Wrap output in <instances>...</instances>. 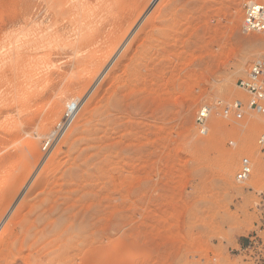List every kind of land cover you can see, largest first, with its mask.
<instances>
[{"label": "rangeland", "instance_id": "1", "mask_svg": "<svg viewBox=\"0 0 264 264\" xmlns=\"http://www.w3.org/2000/svg\"><path fill=\"white\" fill-rule=\"evenodd\" d=\"M80 1L0 0V264H264L256 0Z\"/></svg>", "mask_w": 264, "mask_h": 264}, {"label": "built area", "instance_id": "2", "mask_svg": "<svg viewBox=\"0 0 264 264\" xmlns=\"http://www.w3.org/2000/svg\"><path fill=\"white\" fill-rule=\"evenodd\" d=\"M242 29L246 34H258L264 36V2L250 1L244 6ZM239 87L250 94L251 99L246 108L257 112L264 118V56L254 61L245 79H243ZM73 114L72 109H70ZM67 112L64 119L57 125V131L53 137L61 130H64L70 122L72 115ZM233 114L237 119H241L244 113V105L242 102H233L224 110L225 116ZM211 115V109L208 106L202 107L196 116V125L201 134H207L209 131L208 120ZM52 138L45 142L44 150L46 151L51 145ZM260 145H264V135L259 140ZM252 175V166L249 160H244L241 169L237 174V181L244 183L249 180Z\"/></svg>", "mask_w": 264, "mask_h": 264}, {"label": "bare ground", "instance_id": "3", "mask_svg": "<svg viewBox=\"0 0 264 264\" xmlns=\"http://www.w3.org/2000/svg\"><path fill=\"white\" fill-rule=\"evenodd\" d=\"M79 1H80V0H79ZM84 1H85V0H84ZM84 1L81 0L80 2L83 3ZM108 1H109V0H108ZM85 2H86V1H85ZM85 2H84V3H85ZM89 2H90V1H89ZM98 2H99V0H98ZM101 2H103V1H101ZM105 2H106V1H105ZM109 2H110V1H109ZM109 2H107V3L109 4ZM100 5H101V4H100ZM102 5H104V4H102ZM106 5H107V4H106ZM83 25H84V24H83ZM76 30H78V28H77ZM71 32H72V31H71ZM71 32H70V33H71ZM51 34H53V33H51ZM51 34H50V35H51ZM70 36H71V34H70ZM70 36H69V37H70ZM48 37H49V36H47V38H48ZM50 37H52V36H50ZM8 38H9V37H8ZM54 38H55V37H54ZM93 38H94V37H93ZM96 38H98V37H96ZM65 39H66V38H65ZM73 39H75V38H73ZM90 39H91V38H89L88 40H90ZM9 40H10V39H9ZM44 40H45V39H44ZM44 40H43V41H44ZM49 40H51V39H49ZM49 40H48V41H49ZM66 40H67V39H66ZM88 40H86V41H88ZM92 40H93V39H92ZM92 40H90V43H89V41H88V43H87L86 41H80V42H81V45H84L82 42L87 43V44H85V46H83L84 49L87 50V49L90 47ZM94 40H95L94 43H96V42L98 41V40L96 41L95 38H94ZM11 41H12V39H11ZM33 41H34V40H33ZM43 41H42V42H43ZM45 41H46V40H45ZM45 41H44V42H45ZM48 41H47V42H48ZM75 41H76V40H75ZM50 42H51V41H50ZM53 42H54V41H53ZM63 42L65 43V41H63ZM78 42H79V41H78ZM1 43H2V40H1ZM1 43H0V44H1ZM31 43H32V42H31ZM76 43H77V42H76ZM94 43H92V44H94ZM5 44H6V42H5ZM14 44H15V43H14ZM47 44H49V43H47ZM50 44H53V43L51 42ZM50 44H49V45H50ZM73 44H74V43H73ZM79 44H80V43H79ZM79 44H78V47L80 46ZM88 44H89V47H88ZM9 45H10V44H9ZM9 45H8V46H9ZM11 45H12V44H11ZM41 45H42V44H41ZM44 45H45V44H44ZM75 45H76V44H74V46H75ZM5 46H7V44H6ZM8 46H7V47H8ZM29 46H30V45H29ZM50 46H52V45H50ZM76 46H77V45H76ZM86 46H87V48H86ZM91 46H92V45H91ZM0 47H1V46H0ZM14 47H15V46H14ZM18 47H19V46H18ZM46 47H47V45H46ZM83 47H82V48H83ZM24 48H25V47H24ZM24 48H23V49H24ZM39 48H40V47H39ZM42 48H45V46L43 47V45H42ZM42 48H41V49H42ZM82 48H81V49H82ZM33 49H34V48H33ZM33 49H32V50H33ZM79 49H80V48H79ZM89 49H90V48H89ZM89 49H88V50H89ZM34 50H35V49H34ZM8 51H9V50H8ZM21 51H22V50H21ZM21 51H20V52H21ZM25 51H26V50H25ZM36 51H37V50H36ZM77 52H78V51H76V53H77ZM73 53H74V52H73ZM79 53H80V52H79ZM79 53H78V54H79ZM4 54H5V53H4ZM11 54H12V53H11ZM18 54H19V53H18ZM18 54H17V55H18ZM78 54H77V56H79ZM5 55H6V54H5ZM5 55H4V56H5ZM1 56H2V55H1ZM8 56H9V54H8ZM14 56H15V55H14ZM22 56H23V55H22ZM45 56H46V55H45ZM45 56H44V57H45ZM77 56H76L77 59L80 58V57H77ZM12 57H13V56H12ZM8 58H9V57H8ZM33 58H34V57H33ZM68 58H69V57H68ZM120 58H121V57H120ZM13 59H14V57H13ZM40 59H41V58H40ZM40 59H39V60H40ZM0 60H1V59H0ZM11 60H12V59H11ZM32 60H33V59H32ZM35 60H36V59H35ZM79 60H81V59H79ZM5 61H6V60H5ZM7 61H9V60H7ZM33 61H34V60H33ZM36 61H37V60H36ZM40 61H41V60H40ZM75 61H76V60H75V58H74V62H75ZM108 61H109V60H108ZM108 61H107V62H108ZM113 61H114V60H113ZM3 62H4V61H3ZM76 62H77V61H76ZM78 62H79V61H78ZM1 63H2V62H1ZM26 63H28V61H27ZM30 63H31V62H30ZM94 63H96V62H94ZM108 63H109V62H108ZM92 64H93V63H92ZM48 65H49V64H48ZM78 65H79V64H78ZM82 65H83V64H82ZM82 65H81V66H82ZM84 65H85V64H84ZM87 65H89V64H87ZM0 66H1V64H0ZM28 66H29V64H28ZM89 66H90V65H89ZM51 67H52V66H51ZM55 67H56V66H55ZM61 67H62V66H61ZM70 67H71V66H70ZM70 67L68 66L69 70H70ZM73 67H74V66H73ZM73 67H71V68H73ZM59 68H60V67H59ZM74 68H75V67H74ZM40 70H41V69H40ZM1 71H2V70H1ZM36 72H37V71H36ZM43 72H44V70H43ZM45 72H46V71H45ZM67 72H68V71H67ZM46 73H47V72H46ZM72 73H73V72H72ZM22 74H25V73H22ZM40 74H41V73H40ZM88 74H89V73H88ZM31 75H32V74H31ZM5 76H6V75H5ZM33 76H34V75H33ZM40 76H41V75H40ZM42 76H43V75H42ZM62 76H63V75H62ZM15 77H16V76H15ZM20 77H21V76H20ZM23 77H24V75H23ZM59 77H60V76H59ZM71 77H72V75H71ZM25 78H26V77H25ZM46 78H47V77H46ZM61 78H63V77H61ZM75 78H76V77H75ZM77 78H78V77H77ZM0 79H3V78H0ZM16 79H17V78H16ZM19 79H20V78H19ZM30 79H32V78H30ZM14 80H15V79H14ZM71 80H72V79H71ZM75 80H76V79H75ZM3 81H4V80H3ZM5 81H6V80H5ZM8 81H9V80H8ZM30 81H31V80H30ZM37 81H38V80H37ZM42 81H43V80H42ZM34 82H35V81H34ZM38 82H39V81H38ZM76 82H78V81H76ZM1 83H2V82H1ZM17 83H18V82H17ZM35 83H36V82H35ZM62 83H63V82H62ZM29 84H30V83H29ZM39 84H40V83H39ZM30 85H31V84H30ZM61 85H62V84H61ZM1 87H2V86H1ZM22 87H23V86H22ZM25 87H26V86H25ZM88 87H89V86H88ZM7 88H8V87H7ZM31 88H32V87H31ZM34 88H35V87H34ZM34 88H33V89H34ZM16 89H17V88H16ZM24 89H25V88H24ZM83 89H84V88H83ZM7 90H8V89H7ZM31 90H32V89H31ZM94 90H95V89H94ZM97 90H98V89H97ZM41 91H42V89H41ZM9 92H10V91H9ZM29 92H30V91H29ZM61 92H62V91H61ZM74 92H75V91H74ZM95 92H96V91H95ZM0 93H1V92H0ZM10 93H11V92H10ZM10 93H9V94H10ZM20 93H21V92H20ZM66 93H67V92H66ZM66 93H64V94H66ZM83 93H84V92H83ZM2 94H3V93H2ZM33 94H34V93H33ZM21 95H22V94H21ZM25 95H26V94H25ZM59 95H60V94H59ZM10 96H11V95H10ZM56 96H57V95H56ZM60 96H62V95H60ZM63 96H64V95H63ZM63 96H62V97H63ZM65 96H66V95H65ZM38 97H39V96H38ZM79 97H80V96H79ZM2 98H3V97H2ZM6 99H7V98H6ZM12 99H13V98H12ZM25 99H26V97H25ZM3 100H4V99H3ZM23 100H24V99H23ZM25 101H26V100H25ZM2 102H3V101H2ZM12 102H13V101H12ZM15 105H16V104H15ZM2 106H3V105H2ZM5 108H6V107H5ZM149 109H151V108H149ZM20 112H21V111H20ZM23 114H24V113H23ZM20 115H21V114H20ZM41 115H42V114H41ZM5 118L7 119V117H5ZM28 120H29V119H28ZM11 122H12V121H11ZM13 122H14V121H13ZM18 123H19V122H18ZM17 126H18V124H17ZM20 126H21V125H20ZM24 127H25V126H24ZM26 127H27V126H26ZM9 130H10V129H9ZM16 130H17V129H16ZM21 130H22V129H21ZM13 131H14V130H13ZM107 162H108V161H107ZM109 162H110V161H109ZM230 168H231V167H230ZM228 170H229V169L227 168V172H228ZM229 172H230V171H229ZM226 174H227V173H226ZM230 175H231V174H230ZM109 180H113V179H109Z\"/></svg>", "mask_w": 264, "mask_h": 264}]
</instances>
